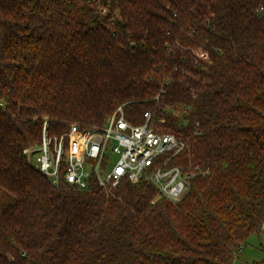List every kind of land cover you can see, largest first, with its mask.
<instances>
[{"label": "trees", "instance_id": "16d2710c", "mask_svg": "<svg viewBox=\"0 0 264 264\" xmlns=\"http://www.w3.org/2000/svg\"><path fill=\"white\" fill-rule=\"evenodd\" d=\"M0 102V264H229L261 231L264 0H0ZM118 106L186 142L178 201L54 185L24 152Z\"/></svg>", "mask_w": 264, "mask_h": 264}, {"label": "built area", "instance_id": "2783aa9c", "mask_svg": "<svg viewBox=\"0 0 264 264\" xmlns=\"http://www.w3.org/2000/svg\"><path fill=\"white\" fill-rule=\"evenodd\" d=\"M199 55L205 57L203 52ZM185 145L175 134L154 127L150 111L143 113L141 123L133 124L118 106L101 126L71 125L59 135L50 134L44 120L38 144L24 152L54 185L65 183L82 190L95 179L107 188L126 177L132 183L147 181L159 197L178 201L194 174L172 164Z\"/></svg>", "mask_w": 264, "mask_h": 264}, {"label": "rangeland", "instance_id": "374dc122", "mask_svg": "<svg viewBox=\"0 0 264 264\" xmlns=\"http://www.w3.org/2000/svg\"><path fill=\"white\" fill-rule=\"evenodd\" d=\"M115 157L113 156L112 160H115ZM34 162L35 160L33 165ZM258 237L256 232L251 233L229 264H259L264 257V238L260 237L259 240Z\"/></svg>", "mask_w": 264, "mask_h": 264}, {"label": "crops", "instance_id": "0c3cea01", "mask_svg": "<svg viewBox=\"0 0 264 264\" xmlns=\"http://www.w3.org/2000/svg\"><path fill=\"white\" fill-rule=\"evenodd\" d=\"M260 233H261V235L260 234H258V238H259V240L262 238H264V224H263V226L261 227V231H260ZM261 237V238H260Z\"/></svg>", "mask_w": 264, "mask_h": 264}]
</instances>
